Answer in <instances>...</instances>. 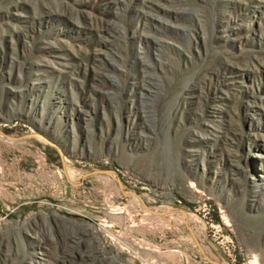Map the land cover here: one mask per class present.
Returning a JSON list of instances; mask_svg holds the SVG:
<instances>
[{"label": "rangeland", "instance_id": "374dc122", "mask_svg": "<svg viewBox=\"0 0 264 264\" xmlns=\"http://www.w3.org/2000/svg\"><path fill=\"white\" fill-rule=\"evenodd\" d=\"M0 131V264H264V0H0Z\"/></svg>", "mask_w": 264, "mask_h": 264}, {"label": "water", "instance_id": "95a60500", "mask_svg": "<svg viewBox=\"0 0 264 264\" xmlns=\"http://www.w3.org/2000/svg\"><path fill=\"white\" fill-rule=\"evenodd\" d=\"M0 133H2V131H0ZM6 136H7L8 138H11V139H14V138L16 139V137H14V136H9V135H6ZM29 137H39V138H42L43 140H45V141L51 143L48 139H46V138H45L43 135H41V134H26V135L22 136L21 138H29ZM98 173H105V174H110V175H112L113 171H112L111 169H100V170H95V171H93V172H91V173H88V175H89V174H98ZM118 180H119V179H118ZM119 183H120V185H121V187H122V183H121L120 180H119ZM133 194H136V193H133ZM150 211H151L152 213H156V214H163V213H164V212H158V211H154V210H150ZM181 213H183L184 215L187 216L186 211L181 210ZM187 224H188L187 227L190 229V231H191V233H192V235H193V237H194L196 243L199 245V247H200L202 253L204 254V256L206 257V259H207L208 261H210L211 263H213V264H221L220 262H218L217 260L212 259L209 255L206 254L205 249H204L203 246L199 243L198 239L196 238L195 233L193 232L191 226L189 225L188 218H187Z\"/></svg>", "mask_w": 264, "mask_h": 264}, {"label": "bare ground", "instance_id": "6f19581e", "mask_svg": "<svg viewBox=\"0 0 264 264\" xmlns=\"http://www.w3.org/2000/svg\"><path fill=\"white\" fill-rule=\"evenodd\" d=\"M70 175H71V174H70ZM73 175H74V174H73ZM71 177H74V176L71 175ZM118 181H119V180H118ZM119 184H120V183H119ZM120 186H121V185H120ZM252 188H254V187H253V183H252ZM253 192H254V190H253ZM182 214H183V213H182ZM183 216L185 217V219H186V225L188 226V224H187V216L184 215V214H183ZM190 216H192V215H190ZM226 224H229L228 221H226ZM41 254H42V253H41ZM255 263H256V262L253 261V264H255ZM257 263H258V262H257Z\"/></svg>", "mask_w": 264, "mask_h": 264}, {"label": "built area", "instance_id": "2783aa9c", "mask_svg": "<svg viewBox=\"0 0 264 264\" xmlns=\"http://www.w3.org/2000/svg\"><path fill=\"white\" fill-rule=\"evenodd\" d=\"M219 212H220V213H223V212H221V211H219ZM220 216H221V218H222V220H221L222 223H225L224 220H223V216H222L221 214H220ZM211 222H212V223H210V226H212V227H216V226H217V225L214 223L213 220H212ZM220 224H221V223H219V226H220Z\"/></svg>", "mask_w": 264, "mask_h": 264}]
</instances>
